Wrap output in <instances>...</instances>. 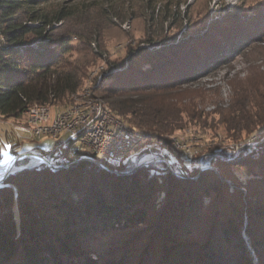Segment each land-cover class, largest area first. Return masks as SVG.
Returning <instances> with one entry per match:
<instances>
[{
  "label": "trees",
  "instance_id": "16d2710c",
  "mask_svg": "<svg viewBox=\"0 0 264 264\" xmlns=\"http://www.w3.org/2000/svg\"><path fill=\"white\" fill-rule=\"evenodd\" d=\"M73 1L0 0V120L23 123L35 106L67 110L88 88L127 127L156 137L119 167L99 159L112 171L75 162L95 156L76 144H55L51 152L41 151L53 167L9 175L0 184V264H264V142L242 150L232 164L250 171L242 195L207 171L178 168L168 138L184 128V113L196 118L198 100L206 99L194 85L259 41L264 23L255 33L260 20L235 15L230 19L237 27L217 26L141 49L127 62H114L116 71L102 72L99 84L96 76L88 85L90 66L103 60L92 53L93 39L99 52L106 51L103 29L85 16L89 30L73 45L66 26L79 13L67 6ZM77 53L84 60H74ZM255 90L244 106L219 112L235 143L243 142L244 133L246 140L264 137V115L252 105L264 101V91ZM12 144L5 142L11 145L6 153ZM157 145L169 153L172 170L163 162L140 166Z\"/></svg>",
  "mask_w": 264,
  "mask_h": 264
},
{
  "label": "rangeland",
  "instance_id": "374dc122",
  "mask_svg": "<svg viewBox=\"0 0 264 264\" xmlns=\"http://www.w3.org/2000/svg\"><path fill=\"white\" fill-rule=\"evenodd\" d=\"M67 6L79 12L66 22V26L73 31V45H77L81 36L86 35L89 30V25L84 23L85 16L89 15L95 19L93 27L96 24L97 28L103 29V44L106 51L99 52L94 38L92 53L103 54V60H97L90 66L87 75L88 85L96 76L97 84H99L102 72H107L106 75L115 72L116 69H113L114 65H112L114 62H120L122 59L127 62L131 53L134 54L141 49L155 50L159 48L157 46L159 43L173 44L184 39L186 34L213 32L217 26L218 28L237 27V21L230 19L235 15L260 20L255 27V33H260V27L264 23V0H76L67 3ZM215 22L217 23L211 26ZM260 34H262L260 40L249 45L241 56L200 79L194 85L193 88L205 90L206 99L198 100L196 118L189 119L184 113V128L168 137L171 146L174 147L172 162L179 164L178 168L185 170L198 168L207 171L208 174L223 181L228 190L241 192L242 195L245 193L243 184L250 177V171L233 168L232 164H236V159L240 157L242 150L258 147L264 142V137L260 141H254L252 138L246 140L249 136L244 133L243 142H233L231 138L233 132L231 137L227 134L226 125L221 123L222 117L219 112L222 109L235 108L236 105L244 106L253 96L255 89L264 91V35ZM83 55L84 53L75 54L74 60H84ZM242 88H245L247 92L244 93ZM92 96L88 88H84V91L74 96V105L91 103V105L101 106L108 114L111 113L104 101ZM262 101L259 98L252 105L258 106L256 113L261 110L260 114L264 115V101ZM260 102L262 103L259 104ZM50 109L52 115L58 112ZM23 123L0 120V167L2 168L0 171H6V174L0 177V184L8 175L47 165L35 156L45 158L41 151L51 152L55 147V142L50 139L30 138L28 134L20 132L18 127ZM149 136L148 140L156 137L152 135L147 137ZM174 137L182 139L183 147L174 146ZM6 141L13 143L15 147L9 154L6 153ZM57 146L61 145L57 144ZM79 147L81 151L85 150L79 144L74 146V148ZM149 148L153 152L150 156L156 159L153 163H165L167 159L171 162V159L165 157L169 153L163 147L157 145ZM24 153L31 156L24 160H16ZM177 154H180L178 160L181 162L176 161ZM150 156H146L144 160L147 161ZM247 158L250 157L247 156ZM46 159L53 164L54 161L48 157ZM105 165L108 166V164ZM173 167L175 169V166ZM4 177L5 179L1 182ZM242 236L254 262L258 263L249 238L245 233Z\"/></svg>",
  "mask_w": 264,
  "mask_h": 264
},
{
  "label": "built area",
  "instance_id": "2783aa9c",
  "mask_svg": "<svg viewBox=\"0 0 264 264\" xmlns=\"http://www.w3.org/2000/svg\"><path fill=\"white\" fill-rule=\"evenodd\" d=\"M25 118H30L31 127L19 126L18 128L20 132L28 134L30 138L50 139L56 145H61L63 149H67L72 144H79L80 146L90 144L95 146L97 150L109 152L110 163H118V166L122 163L125 151L133 143L146 141L145 134L133 133L131 129L123 127L121 122L110 120L108 114H105V117H98V108L64 110L55 112L53 115L51 109L44 111L32 109L28 115H25ZM85 127H92V135L87 140H79V133ZM181 141L182 139L174 140L179 148L183 147ZM29 156L31 155L24 153L16 160H24ZM35 157L42 163L52 164L46 158ZM88 160L96 161L95 159ZM5 174L6 171H0V177ZM5 177L1 179V182Z\"/></svg>",
  "mask_w": 264,
  "mask_h": 264
},
{
  "label": "bare ground",
  "instance_id": "6f19581e",
  "mask_svg": "<svg viewBox=\"0 0 264 264\" xmlns=\"http://www.w3.org/2000/svg\"><path fill=\"white\" fill-rule=\"evenodd\" d=\"M97 109L98 108V117H105V114H108V112L106 110H104V108H102L101 106L98 105H91V103H85V104H75L73 105L71 108L67 109V110H75V109ZM32 109L34 111H44L47 109H50L49 107L46 106H35L33 108H31L26 115H28ZM109 115V119L113 120V121H119L121 122L122 126L127 128L125 126V124L119 120L118 118H116L113 114H108ZM19 126H23V127H31V120L30 118H26L25 123L23 124H19ZM129 128V127H128ZM131 129V128H130ZM133 130V129H131ZM133 133H138L135 130L132 131ZM92 135V127H85V129H82L79 133V140H87L88 137H90ZM148 135H145V140L147 141L149 137H147ZM145 143V141H139V142H135L133 143V145L128 148L125 151V156H123L122 161L136 148L140 147L141 145H143ZM175 143V142H174ZM177 148H179V146L177 145V143L174 144ZM81 147H83L85 150L95 154V156L89 155V157H87L88 159H95L96 161H98L99 159H103L104 161L110 163V154L109 152H105L104 150H97L95 148V146L90 145V144H83L81 145ZM112 166L114 167H118V163H110ZM51 167H53V165H49Z\"/></svg>",
  "mask_w": 264,
  "mask_h": 264
},
{
  "label": "water",
  "instance_id": "95a60500",
  "mask_svg": "<svg viewBox=\"0 0 264 264\" xmlns=\"http://www.w3.org/2000/svg\"><path fill=\"white\" fill-rule=\"evenodd\" d=\"M44 157V156H43ZM87 157H89V156H83V157H81V158H79V159H77L75 162H79V161H90V160H88V158ZM46 158V157H45ZM147 160H151V162H148V161H146V160H143L141 163H140V166L142 165V164H144V163H153L154 162V160H156L155 159V157H151L150 156V158L149 159H147ZM49 161V160H48ZM90 162H93V161H90ZM51 163V162H50ZM94 163H98L102 168H104L105 170H107V171H112L111 170V168L109 167V165L107 166V165H105V163H103V162H101V161H94ZM108 163V162H107ZM165 163L166 164H168V166H169V168L172 170V167L170 166V163L166 160L165 161ZM109 164V163H108ZM53 165V164H52ZM111 165V164H110ZM69 166V165H68ZM112 166V165H111ZM119 167V166H118ZM56 169H60V168H56ZM118 174H120V173H118ZM9 176V175H8Z\"/></svg>",
  "mask_w": 264,
  "mask_h": 264
},
{
  "label": "snow or ice",
  "instance_id": "6c2138e0",
  "mask_svg": "<svg viewBox=\"0 0 264 264\" xmlns=\"http://www.w3.org/2000/svg\"><path fill=\"white\" fill-rule=\"evenodd\" d=\"M6 147L11 148V145H7Z\"/></svg>",
  "mask_w": 264,
  "mask_h": 264
}]
</instances>
